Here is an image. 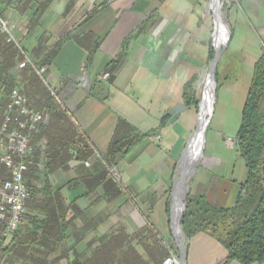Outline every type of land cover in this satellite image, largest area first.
<instances>
[{
	"label": "crops",
	"instance_id": "crops-1",
	"mask_svg": "<svg viewBox=\"0 0 264 264\" xmlns=\"http://www.w3.org/2000/svg\"><path fill=\"white\" fill-rule=\"evenodd\" d=\"M247 1L253 3L249 7L252 20L264 27V0ZM135 2L51 0L35 27L28 31L16 25V34L24 49L35 59L55 46L56 53L47 65V77L86 142L107 151L116 136L134 141L120 159L125 161L122 173L124 193L134 194L135 205L138 199L140 208L151 213L152 225H163L156 213L158 208L161 209L165 215L161 219L166 225L173 204L168 194H173L175 185L174 155L180 148V137L174 127L181 126L178 121L189 111V106L185 105L184 113L175 122H168L169 109L178 103L184 104V79L175 62V36L183 33L184 27L175 24L179 14L168 0L156 9L152 15L154 21L148 16L143 22L137 15L142 10L132 9ZM159 15L162 16L160 20ZM7 16L13 22L23 23L27 19L13 9L7 12ZM126 43H129L127 47ZM252 45L256 49L249 55L253 65L260 47ZM36 50L39 53L36 54ZM104 72L109 73L107 81L100 79ZM119 124L120 132L116 135ZM91 154L82 160H73V181L69 184H57L63 173L61 170L51 176L54 188L61 187L63 197L75 198L72 207L82 216L75 221L76 226L81 227L77 228L79 238L87 237L89 228L91 194L85 190L82 178L90 172L89 165L84 162H90ZM209 157L210 164L200 170L202 159L193 173L188 195L203 196L217 207H231L246 180L245 163L236 147L226 156L213 153ZM129 166L132 169L127 171ZM123 203L127 205V198ZM132 216L133 222L130 221L126 229L138 231L147 225L138 212ZM71 239L72 244L75 243L76 240ZM184 247L186 264H243L229 258L226 248L204 232L186 237ZM137 252L150 264H162L152 262L142 249ZM251 264H264V258Z\"/></svg>",
	"mask_w": 264,
	"mask_h": 264
},
{
	"label": "trees",
	"instance_id": "trees-1",
	"mask_svg": "<svg viewBox=\"0 0 264 264\" xmlns=\"http://www.w3.org/2000/svg\"><path fill=\"white\" fill-rule=\"evenodd\" d=\"M50 2L51 0H0V17L8 18L7 12L13 9L19 15L27 17L24 28L30 31L38 24L41 14L48 8ZM146 4L144 0H136L132 9L140 11ZM14 34L18 39L16 30ZM17 41L18 45L0 32V92L2 93L0 113L3 111L8 91L16 81L12 70L24 58L23 52L27 53L20 40ZM55 53L54 46L42 52L41 58L30 57L31 64L21 68V77L24 80L22 91L28 103L43 111L44 115L34 137L36 141L42 138L45 140V145L36 148L29 159L26 174L30 189V197L26 205L36 213L29 216L28 224L24 227L19 226L5 246H2L0 241V250L21 259L23 264H57L62 259L66 264H80L77 257L72 256V252L82 240L75 230L81 229L76 226L75 221L77 218L82 219V216L72 207L75 198L68 200L63 197L61 187L54 188L51 176L60 170H67L71 160H82L87 157L91 149L73 122L70 112L63 104L57 102L44 80L35 72L34 68L47 67ZM46 74L44 78H47ZM190 91L191 81H187L183 86L182 94L186 106L197 103ZM119 127L120 124L118 130L116 129V135L119 134ZM133 142L131 138L122 140L118 136L112 139L106 154L114 159L113 165H117ZM236 148L245 163L247 174L242 184V192L237 196L234 205L217 207L203 196L187 195L180 223L185 237L198 232L207 233L226 248L229 258L243 264H251L264 258V47L260 48L252 66V74L241 110ZM108 166L112 165L108 164ZM106 171L103 166L102 173L93 174L90 171L82 178V184L88 194L99 187L103 190V196L113 194L115 198L121 194L119 183L116 181L115 183L111 177L107 178ZM71 180L73 181V178L66 184ZM128 235L126 232L121 234L118 230L113 231L108 241L109 245H105L106 249L100 247L101 253L95 260L93 258L92 264H101L100 259L106 262L111 256H106V252L111 253L118 244H120V264H150L130 244ZM72 237L76 240L73 244L70 243ZM165 249L164 247L161 251L153 249L155 252L149 249L150 260L162 262L165 258Z\"/></svg>",
	"mask_w": 264,
	"mask_h": 264
},
{
	"label": "rangeland",
	"instance_id": "rangeland-1",
	"mask_svg": "<svg viewBox=\"0 0 264 264\" xmlns=\"http://www.w3.org/2000/svg\"><path fill=\"white\" fill-rule=\"evenodd\" d=\"M166 1L167 0H144L147 4L143 6L142 13L137 14L139 20L143 22L148 16H151L150 18L153 20L156 9H160L162 3H165ZM168 1L171 4H174V8L178 11L177 13L180 16L175 18V24H183L184 27L183 33H177L175 36L176 67L181 72V78L183 77L184 79L183 84L187 81H191L190 93L194 99L197 100L195 105H189V111L185 112L183 119L181 117L178 121L181 126H178L177 124L175 126L176 128L174 127L175 131L173 130L176 135L180 137V148L174 155L175 169L173 184H175L179 179L177 166L181 163L180 161L188 145L189 139L197 128L200 103L203 98L205 86L202 79L203 76L209 73L211 62L218 49H216L215 46L214 34L216 26L215 18L210 8V0ZM221 3V12L224 14L227 37L219 49L222 50V52L219 55L216 65L215 83L217 86L212 113L204 133L203 148L201 151L202 156H200L201 158L199 157L196 159L193 164L195 167L190 170V173L186 177L185 184L187 188L193 173L201 163L202 159L204 163L202 162L200 170L203 169L204 165L208 166L210 164L211 158L209 155L217 153L226 156L234 152V148L236 147L235 140L240 126L241 110L252 74L253 65L252 59L249 55L256 52V49L252 44H255L260 48L264 47V34L262 33L264 27L258 26L256 20H252V17L250 16L251 11L249 7L252 6L253 3L247 0H221ZM161 15L163 14L161 13ZM161 15H159V20L162 17ZM175 15L177 16L176 13ZM153 21L151 24H153ZM14 22L15 25L21 27H24L25 25V22ZM129 37L130 34H128V39ZM128 45L129 43L125 44L126 47ZM27 53L29 57L33 59L32 54L30 52ZM182 66H184V68H182ZM12 71L16 77L13 86H19L24 90V80L21 77V69L17 66ZM28 75L30 74L28 73ZM55 93L58 96L57 102L61 101L58 91ZM61 104L63 103L61 102ZM129 134L130 132H128L127 136ZM88 144L92 152L88 159L90 160L88 170L93 174L102 173L104 166L107 170V178L111 177L114 182L116 181L119 183L121 187L119 193L121 194L114 198L113 194H106L103 196V190L101 187L92 190L90 195L92 206L89 210V228L87 237H82L83 239L81 242L75 246L72 256L74 258L77 257L80 264H92L93 258L95 260V258L99 256V253H101L100 247L102 246L101 248H104L105 245L108 246L111 233L118 230L121 234H124L125 232L129 234L128 238L130 244L136 251L142 249L148 253L149 249H151V251L153 249L155 251H161L162 247H164L166 248L164 252L165 257L169 253H173L177 258H180V246L181 244L184 246L186 237L184 236L181 227V242L179 243L173 227V214L169 215L168 222L164 225V221L161 218H164L165 215L162 210L158 208V210H156L157 219L163 223V225H152V223H150V220L152 219L151 213L140 208L137 198L136 205L138 207L136 208L134 194L129 192L126 193L127 196L124 193L125 185L122 181V173L124 172L123 168L125 166V161L122 162L119 160L117 165H113L114 159L112 160L111 156L106 154V151H101L98 147L91 146L90 143ZM73 160L69 162V168H67V170H61L63 173L60 174V182L57 184L65 185L67 181L71 179L72 167L75 166ZM107 163L112 166L109 167ZM131 169L132 166H129L127 171H130ZM61 171H59V173H61ZM52 182L54 181L52 180ZM121 189H123L122 192ZM168 197L171 201L173 200V194H168ZM125 198H127L126 206L125 203H123ZM134 212H138L139 215L143 217V220L149 223H147L144 228L138 229V231L126 229L128 224L133 222L132 215ZM34 213H36L35 210L27 208L20 227H24L28 224L29 216ZM152 220L154 221V219ZM76 233L80 234L79 229H77ZM70 240V243L72 244V239ZM0 241L2 242V246L7 244L2 240ZM139 241H141V243H139ZM111 251V253L106 252V256L111 255L106 262H104L103 259L99 260L101 264H120V244H118L117 248L114 246ZM0 261H3L4 264H23L21 259L10 256L2 250H0ZM57 264H66V262L62 259Z\"/></svg>",
	"mask_w": 264,
	"mask_h": 264
},
{
	"label": "built area",
	"instance_id": "built-area-1",
	"mask_svg": "<svg viewBox=\"0 0 264 264\" xmlns=\"http://www.w3.org/2000/svg\"><path fill=\"white\" fill-rule=\"evenodd\" d=\"M16 25L8 18L0 17V32L18 45L14 34ZM20 48V47H19ZM21 49V48H20ZM23 59L17 66L23 68L31 64L28 53L23 52ZM44 83L49 87L56 99V87L50 79L43 77L47 72L46 66L34 68ZM109 73L100 75L102 81H107ZM2 93L0 92V98ZM60 102V101H59ZM43 112L32 107L19 86H13L7 94V99L0 113V237L8 243L23 221L30 189L26 180L28 161L36 148H42L45 140H35V133L43 121ZM236 141V140H235ZM85 165H89L86 161ZM74 166V165H72ZM0 264H4L1 263ZM162 264H180V259L169 253Z\"/></svg>",
	"mask_w": 264,
	"mask_h": 264
},
{
	"label": "bare ground",
	"instance_id": "bare-ground-1",
	"mask_svg": "<svg viewBox=\"0 0 264 264\" xmlns=\"http://www.w3.org/2000/svg\"><path fill=\"white\" fill-rule=\"evenodd\" d=\"M221 0H210V8L213 12L215 18V46L216 49H220V46L225 42L227 29L224 22V14L221 12ZM225 44V43H224ZM205 83L203 98L200 103V111L198 114L197 128L189 139L188 145L184 151L183 157L181 158V163L179 164V179L176 182V187H180L183 178L187 177L188 172L192 169V166L197 158H199L202 153L203 145V130L206 127V122L208 115L211 109V103L213 100V89H214V80L211 73V70L208 74L203 76L202 79ZM177 190V188H176ZM179 193L176 191L174 193V212H173V227L175 234L178 237L179 243L181 242V232L177 226V218L180 209Z\"/></svg>",
	"mask_w": 264,
	"mask_h": 264
},
{
	"label": "water",
	"instance_id": "water-1",
	"mask_svg": "<svg viewBox=\"0 0 264 264\" xmlns=\"http://www.w3.org/2000/svg\"><path fill=\"white\" fill-rule=\"evenodd\" d=\"M222 52V50H217L216 51V54L211 62V65H210V70H211V73H212V76H213V80H214V89H213V100H212V103H211V109H210V113H209V117L207 119V122H206V127L205 129L203 130V135H202V138H203V141H204V133H205V130L207 128V125H208V122H209V118H210V115L212 113V107H213V102H214V97H215V91H216V86L217 84L215 83V72H216V65H217V62H218V58H219V55L220 53ZM185 110V105L183 103H178L176 104L174 107L170 108L168 113H169V120L168 122L169 123H173L177 120V118L179 117V115L184 112ZM202 148H203V145H202ZM178 167L179 165L177 166V170H178ZM195 166L193 165L192 168H194ZM190 172H188L189 174ZM187 174V176H188ZM186 179L185 177L183 178V181L180 185V187H176V183L173 187V204H174V193L177 191L179 193V201H180V209H179V213H178V218H177V226L181 232V223H180V220H181V217H182V214H183V211L185 210V200L187 198V195H188V188L186 186ZM177 188V190H176ZM173 204H172V207H171V215L173 214ZM185 247L181 244L180 246V264H186V258H185Z\"/></svg>",
	"mask_w": 264,
	"mask_h": 264
}]
</instances>
